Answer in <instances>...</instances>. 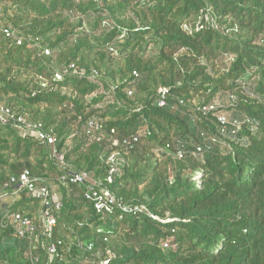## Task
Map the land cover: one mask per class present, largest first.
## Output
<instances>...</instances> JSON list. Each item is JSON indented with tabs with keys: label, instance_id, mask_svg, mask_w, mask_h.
Here are the masks:
<instances>
[{
	"label": "trees",
	"instance_id": "trees-1",
	"mask_svg": "<svg viewBox=\"0 0 264 264\" xmlns=\"http://www.w3.org/2000/svg\"><path fill=\"white\" fill-rule=\"evenodd\" d=\"M70 65L84 73L57 81ZM0 103L42 123L66 163L0 122V264H264V0H0ZM26 169L62 202L53 239L41 199L14 193ZM83 171L141 210L98 213L70 181ZM42 240L62 243L50 255Z\"/></svg>",
	"mask_w": 264,
	"mask_h": 264
},
{
	"label": "built area",
	"instance_id": "built-area-1",
	"mask_svg": "<svg viewBox=\"0 0 264 264\" xmlns=\"http://www.w3.org/2000/svg\"><path fill=\"white\" fill-rule=\"evenodd\" d=\"M4 32L7 37H14L15 33L10 28L7 27L4 29ZM18 44L22 43L21 38H17ZM44 55L50 56L52 54L49 48H44ZM68 73L74 74H83L84 71H78L74 65L66 68L64 71L57 70L55 71V79L57 81H62L65 78V75ZM134 75L138 76L137 72H134ZM43 86H46L43 83ZM169 88L161 87L158 91L157 104L160 107H163L167 103V98L169 96ZM129 94H132V90L129 91ZM217 104L213 103L210 105L203 106L201 108L202 112H209L215 110ZM217 119L222 125V132L225 131L224 126L229 123L228 116L224 113L218 114ZM0 122L3 124H10L17 128L20 133L24 136L34 137L41 142L45 143L51 151V155L57 159L58 163L62 167H66L65 163V154L58 151L57 138L51 134H48L43 127L42 123L30 122L26 120L23 116L18 115L11 107L0 103ZM236 130H233V133L240 128V123L235 121L232 124ZM100 130V123L97 121H90L88 124V135L95 139L96 141L102 140V135L97 134L96 132ZM202 151L201 147H198L195 154H199ZM183 152H179V156L182 157ZM111 163L110 174H115L119 171L122 158L117 154H112L109 158ZM110 180V179H109ZM70 181L73 183L87 184L86 197L93 201L95 209L98 213L102 214H112L116 209H119L122 213L124 212H133L136 213L138 210H141L138 206H129L123 201H120L113 191L101 180H96L89 173L83 171L79 173H74L70 176ZM12 182L17 183V189L14 193L19 191H26L28 195L39 198L42 201L43 208L40 213L41 223L43 227V234L49 238L53 239L56 228L59 223L58 212L62 207V202L59 197L52 192L49 185H41L37 182V179L31 176L29 170H24L18 179L13 178ZM6 216L12 221L13 227L17 233L22 237H31L36 232L37 228L34 221L29 217L21 213L20 211H15L11 209H6ZM100 231H103L100 229ZM42 246L46 248L50 255L57 253V246L62 243L61 240L53 242L50 240L49 243H46L45 240H42ZM167 246V244H165ZM109 256L103 257L101 253H98L92 257L88 263L89 264H110Z\"/></svg>",
	"mask_w": 264,
	"mask_h": 264
},
{
	"label": "rangeland",
	"instance_id": "rangeland-1",
	"mask_svg": "<svg viewBox=\"0 0 264 264\" xmlns=\"http://www.w3.org/2000/svg\"><path fill=\"white\" fill-rule=\"evenodd\" d=\"M215 104H217V105H218V103H217V102H216ZM229 113H230V112H229ZM229 113H228V114H229ZM224 114H225V113H224ZM230 114H231V113H230ZM225 115H226V114H225Z\"/></svg>",
	"mask_w": 264,
	"mask_h": 264
}]
</instances>
